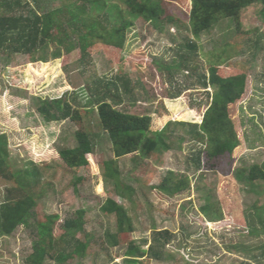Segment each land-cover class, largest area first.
<instances>
[{
  "label": "rangeland",
  "instance_id": "rangeland-1",
  "mask_svg": "<svg viewBox=\"0 0 264 264\" xmlns=\"http://www.w3.org/2000/svg\"><path fill=\"white\" fill-rule=\"evenodd\" d=\"M70 1L43 0V11ZM169 1L166 15L172 16L174 22L134 21V25L126 29L125 44L119 50L108 48L101 37L90 38L95 45L84 63L80 61V51L49 63H36L28 55H0V137L9 145L5 151L10 170L20 182L34 181L32 188L37 200L28 223L13 235L0 237V264H27L37 239L39 222L49 215H59L54 233L60 237L65 232V219L78 218V212L84 213L82 225L73 233L88 242L89 249L86 256H76L69 264H129L124 258V249L108 250L102 242L105 233L115 232L117 227L115 216H105L101 212L106 199L118 202L129 212L134 226L129 236L137 246L147 250L143 242L151 241L153 230L173 233L164 260L145 258L140 264H264V221L259 218L261 214L264 219V212L257 209L264 206V182H257L254 188H245L234 174L225 177L221 171H197V156L202 145L189 136L190 127L172 126L175 134L169 140L171 148L160 150L152 158L136 153L118 160L121 173L130 177L136 189L131 201L119 196L115 182L101 172L100 164L113 159V153L98 117L94 96L102 97L105 88L99 84L102 93H96L97 81L117 79L122 90L126 88L124 83L131 82V94H124L125 102L118 108L128 113L154 116L155 127L162 126L163 120L168 118L201 124L211 102L207 92L212 94V89L204 90L196 78L183 72L171 76L166 69L178 56V46L184 45L186 38L193 39L189 27L190 0ZM107 2L110 8L119 5L124 17L129 19L120 0ZM262 8L261 3H253L242 10L239 27L225 20L205 32L198 41L200 74L207 73L209 63L226 51L225 55L230 54L232 58L223 64L228 68H222L221 72L224 69L232 73L244 72L248 76L238 111V131L244 134L246 151L239 157L236 170L264 162ZM94 13L91 11L93 19L98 15ZM109 22L114 24L112 19ZM256 40L257 48L254 46ZM172 92L181 93V98L170 99ZM64 96L76 109L87 112L82 115V123L70 120L46 123L39 114L40 99ZM158 115L161 122L156 120ZM79 130L94 133L101 143L95 153L88 156L90 165L71 173L62 167L57 148L74 147ZM42 166H48L49 170L44 173ZM36 171L35 176L27 173ZM170 171L175 172L176 177H188L191 191L171 197L156 190ZM36 177L43 178L40 182ZM3 190L0 178V191ZM3 194L4 191L0 198ZM206 204L213 207L211 216L219 217L217 223L202 213ZM45 264L56 263L48 258Z\"/></svg>",
  "mask_w": 264,
  "mask_h": 264
},
{
  "label": "trees",
  "instance_id": "trees-1",
  "mask_svg": "<svg viewBox=\"0 0 264 264\" xmlns=\"http://www.w3.org/2000/svg\"><path fill=\"white\" fill-rule=\"evenodd\" d=\"M107 1L109 0H71L68 4L43 11V0H0V55H28L34 58L36 63H49L52 59H60L80 51V61L84 63L89 50L95 45L90 38L101 37L108 48L119 50L124 47L126 29L134 25V21L142 19L146 23L159 20L174 22L172 16L166 15L171 4L169 0H120L126 7L128 20L119 5L110 8ZM189 2V27L193 39L186 38L184 45L178 46V56L166 69L171 76L183 72L196 78L204 90L212 89V94L207 92L211 102L204 112L201 124L176 122L168 118L167 121L163 120L165 123L162 126L155 127L154 116L128 113L118 108L125 102L124 94H131V82L124 83L125 90L121 89L117 79L106 78L96 82V93H102L99 84L105 88L102 97H94L98 103L100 125L109 137L113 153V159L103 161L100 169L107 179L115 182L117 194L130 201L136 194V189L131 185L130 177L121 173L118 160L136 153L144 158H152L160 150L170 149L169 140L175 134L172 126L190 127L189 136L202 145V150L197 156V171H221L225 177L234 174L237 182L245 188H254L257 182H264V162L247 169H235L240 154L246 151L244 134L238 131V111L246 92L247 73H232L224 69L221 72L222 68H228L223 64L232 58L230 54L225 55L226 51H222L215 57L214 62L209 63L207 73L200 74L202 67L197 54L200 49L198 41L205 32L225 20H231L239 27L242 10L253 3L262 4L264 16V0ZM91 11L98 14L97 18L95 16L93 19ZM110 19L114 20V24L109 22ZM258 45L256 40L255 48ZM117 61H121L118 56ZM181 96L178 92L170 93V99H178ZM162 105L168 113L165 104ZM38 112L46 123L67 120L82 123V115L87 114L76 109L65 96L60 99H40ZM156 120L161 122V116L158 115ZM98 137L84 130L77 131L74 147L57 148L62 167L71 173L88 167V156L95 153L101 143ZM8 146L4 137H0V178L4 183V194L0 198V237L11 236L19 227L25 226L37 206L32 188L34 181L20 182L8 166V153L5 151ZM41 169L46 173L49 167L42 166ZM27 173L29 176L37 175V171ZM42 178L36 177L40 182ZM155 189L175 197L191 191L192 186L188 177H176L175 172L170 171ZM3 191H0V194ZM212 209V205L206 204L201 210L213 223H217L219 217L211 216ZM257 209L264 212V206ZM101 212L117 219L116 231H107L103 238L106 249H124V258L129 264H140L145 258L158 261L165 259L166 247L173 238L171 231L153 230L151 241L143 242V247L148 246L145 250L131 240L129 234L134 231L133 221L123 206L112 199H106L101 206ZM83 214L78 212V218H66L63 225L65 232L60 237L54 233V228L60 220L59 215H49L44 221H40L37 225V239L32 246L33 252L26 263L45 264L49 258L56 264H69L76 256H86L89 243L73 233L82 225ZM259 218L264 221L261 214Z\"/></svg>",
  "mask_w": 264,
  "mask_h": 264
},
{
  "label": "crops",
  "instance_id": "crops-1",
  "mask_svg": "<svg viewBox=\"0 0 264 264\" xmlns=\"http://www.w3.org/2000/svg\"><path fill=\"white\" fill-rule=\"evenodd\" d=\"M245 152H243L242 154H240V156L239 157H241V156H243V154H244Z\"/></svg>",
  "mask_w": 264,
  "mask_h": 264
},
{
  "label": "clouds",
  "instance_id": "clouds-1",
  "mask_svg": "<svg viewBox=\"0 0 264 264\" xmlns=\"http://www.w3.org/2000/svg\"><path fill=\"white\" fill-rule=\"evenodd\" d=\"M165 104V103H164ZM203 121V120H202ZM202 123V122H201Z\"/></svg>",
  "mask_w": 264,
  "mask_h": 264
}]
</instances>
